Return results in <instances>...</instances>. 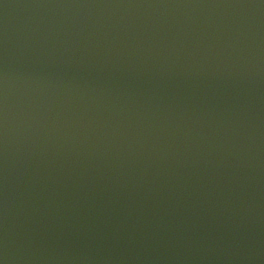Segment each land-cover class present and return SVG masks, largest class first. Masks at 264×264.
<instances>
[{
  "label": "water",
  "instance_id": "obj_1",
  "mask_svg": "<svg viewBox=\"0 0 264 264\" xmlns=\"http://www.w3.org/2000/svg\"><path fill=\"white\" fill-rule=\"evenodd\" d=\"M0 264H264V0H0Z\"/></svg>",
  "mask_w": 264,
  "mask_h": 264
}]
</instances>
